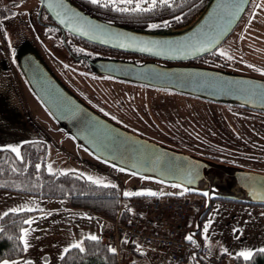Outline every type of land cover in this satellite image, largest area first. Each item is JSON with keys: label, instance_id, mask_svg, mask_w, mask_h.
Segmentation results:
<instances>
[{"label": "rangeland", "instance_id": "1", "mask_svg": "<svg viewBox=\"0 0 264 264\" xmlns=\"http://www.w3.org/2000/svg\"><path fill=\"white\" fill-rule=\"evenodd\" d=\"M38 5V0H0V150L15 147L20 156L24 144L41 143L44 151L38 165L46 173L71 172L89 182L88 178L98 180L101 183L95 185L114 186L123 196L125 192H152L168 197L201 199L180 187L113 167L77 146L29 91L10 58V48L29 40L81 99L114 123L160 145L264 173L263 112L120 80L80 75L70 70L63 76L58 68L73 65L72 61L58 38L39 25ZM212 55L213 60L225 64L223 68L228 72L264 79V0H251L234 31ZM137 197L147 200L151 196ZM59 205L62 204L58 203L56 207ZM92 221V216L85 213L65 214L58 222L42 220L39 228L49 224L52 228L48 232L55 234L61 233L58 229L65 224L79 234L84 228L89 230ZM205 225H208L207 232ZM198 239L202 245L223 253L224 264H236L237 253L252 251L254 254L264 249V206L214 200L201 220ZM151 255L154 260L145 257L141 259L142 264L158 261L166 264L157 252ZM127 258L130 261L131 258Z\"/></svg>", "mask_w": 264, "mask_h": 264}, {"label": "water", "instance_id": "2", "mask_svg": "<svg viewBox=\"0 0 264 264\" xmlns=\"http://www.w3.org/2000/svg\"><path fill=\"white\" fill-rule=\"evenodd\" d=\"M250 2L201 0L185 16L132 26L91 14L73 0H38L39 10L44 9L63 34L126 54L89 50L87 65H65L69 69L264 113L263 78L189 63L213 53L234 31ZM9 52L26 87L77 146L113 167L204 197V207L185 235L197 251L200 220L214 200L264 206L263 172L196 157L135 134L81 99L29 40ZM189 264H200L196 252L189 254Z\"/></svg>", "mask_w": 264, "mask_h": 264}, {"label": "trees", "instance_id": "3", "mask_svg": "<svg viewBox=\"0 0 264 264\" xmlns=\"http://www.w3.org/2000/svg\"><path fill=\"white\" fill-rule=\"evenodd\" d=\"M200 1L168 0L171 7L157 4L152 11L143 13L115 10L116 8L134 7L135 3L140 2V0H133L131 6L124 4L122 0H115V3L108 0H100V3L96 5L89 3V1H84V3L86 6L85 10L99 11V13H102L100 17L121 24L141 26L150 22L172 19L180 15L185 16L192 12ZM105 3L108 4L107 7L103 6ZM142 6L147 7V4ZM90 45L105 52L120 53ZM138 57L140 59L144 58L142 56ZM213 57L214 55L212 54L203 56L197 59L196 64L224 67L223 65L225 64L216 62ZM43 151L44 147L41 143L24 144L19 158L9 150H0V190L40 198L65 199L74 210L98 215L107 220L115 219L119 199L122 196L118 188L95 185L71 172L53 175L46 173L42 166L37 170L36 166L42 161ZM198 212L195 213L193 218L191 217L190 228L193 227ZM5 214L0 218V262L3 260H14L23 255L22 230L27 226L25 221L29 220L33 212L10 211ZM199 232L200 228L196 235L197 237ZM82 247L84 248L83 252L77 248H69L61 257L60 264H116V255L109 251L108 247L99 240L84 239ZM196 259L200 264H205V258L201 254L196 253ZM234 260L236 264H264V252L255 251L248 261L240 257H236Z\"/></svg>", "mask_w": 264, "mask_h": 264}, {"label": "built area", "instance_id": "4", "mask_svg": "<svg viewBox=\"0 0 264 264\" xmlns=\"http://www.w3.org/2000/svg\"><path fill=\"white\" fill-rule=\"evenodd\" d=\"M203 204L202 199H189L185 196L158 195L147 200L121 196L116 217L109 221V227L102 233L101 242L109 249H114L116 264H127L125 251L135 242L162 249L169 264H185L189 253L195 248L185 242L184 234L189 218L202 209ZM158 228H165V233ZM198 254L205 258L206 263L213 260L223 263L222 257L206 246L201 247Z\"/></svg>", "mask_w": 264, "mask_h": 264}, {"label": "crops", "instance_id": "5", "mask_svg": "<svg viewBox=\"0 0 264 264\" xmlns=\"http://www.w3.org/2000/svg\"><path fill=\"white\" fill-rule=\"evenodd\" d=\"M56 200L57 199L54 198H31L26 195H17L16 193L0 190V218L6 212L13 210L33 212L28 220L32 221V223L27 224L22 230V233H26V235L22 237V245L24 248L23 255L14 260H3L0 264H4V261H7L8 264H26V262L29 261L31 264H60V259L66 252L65 249L71 248L72 244L82 243L84 239H88V237L93 235L97 237V240L101 238L102 230H100V224L102 223V218L100 216L74 210L65 199L61 201ZM58 203L62 205L56 207ZM252 212L254 213L257 211ZM77 213H85L92 216L93 221L89 230L84 228V231L78 234L64 224L62 229H58L61 233L51 234L48 232L52 228L49 224H45V226L39 228L42 220L46 219L54 223L58 222L65 214L73 215ZM191 220L190 217L189 225L191 224ZM107 224L108 223H106L105 226H108ZM192 228L193 227L190 229ZM157 230L162 233L166 231L165 228H158ZM42 232L43 234H41ZM47 232L49 234L46 235ZM24 241L27 242L26 250ZM156 252L162 256L161 261L165 260L166 264H168L167 257L162 249H158L155 245H145L141 242H135L128 249V256L131 258L129 264H142L143 261H141V259L145 257L147 260L153 261L154 257L153 255L150 256V254H155ZM218 253L224 258L223 253ZM141 255L142 257H140ZM155 264H161V262L158 261Z\"/></svg>", "mask_w": 264, "mask_h": 264}, {"label": "flooded vegetation", "instance_id": "6", "mask_svg": "<svg viewBox=\"0 0 264 264\" xmlns=\"http://www.w3.org/2000/svg\"><path fill=\"white\" fill-rule=\"evenodd\" d=\"M73 1L81 8L86 9L84 1L86 2L89 0H73ZM88 12H90L91 14L99 15V16L102 15V13H99V11H94V10L89 11L88 10ZM36 17H37V20L40 26L46 28L52 34V36H54L55 38H58L63 48L67 51L72 61V64L75 66L81 67L82 65H87L85 61V57H90V53H88L89 50L94 51V52L103 53V54L109 53L101 49H97L96 47L91 46L89 43L84 42L76 37H73L68 33L63 34L60 28L54 24V22L48 16V14L45 12L44 9L39 10L38 8L36 11ZM110 54H113V53H110ZM113 55H125V54L118 53V54H113ZM193 63H197V60L190 62V64H193ZM58 70L63 76L69 74L68 70L74 71L64 66L63 67L60 66ZM74 73L80 74L76 71H74ZM93 105L97 106L96 104H93Z\"/></svg>", "mask_w": 264, "mask_h": 264}, {"label": "snow or ice", "instance_id": "7", "mask_svg": "<svg viewBox=\"0 0 264 264\" xmlns=\"http://www.w3.org/2000/svg\"><path fill=\"white\" fill-rule=\"evenodd\" d=\"M122 2L124 4H126V5H129V6H131L133 4V0H122ZM89 3H91L93 5H96V4L100 3V0H89ZM113 3H115V0H113ZM143 4H147V7L142 6ZM157 4L167 5L168 7H171V4H169L168 0H140V2L135 3V6L134 7H131V8H129V7L116 8L115 10L122 11V12H129V11H131L133 13H143V12L152 11L157 6ZM103 6L107 7L108 4L105 3V4H103ZM177 19H179V18H177ZM151 27H156V26L155 25H152ZM222 55H223V53H222ZM8 150H10L13 153H16L17 158H19V149L18 148L13 147V148H10ZM36 167H37V170H39V167L40 166L37 165ZM49 171H51L50 168H49ZM88 179L92 183H94V184L101 183L98 180H92L91 178H88ZM105 186H107V185H105ZM173 187H175V185H173ZM133 195H136V196H140V195L155 196L157 194L156 193H152V192H148V193H143V192H136V193L125 192L124 193V196H126V197H130V196H133ZM205 195H207V194H205ZM13 211H15V210H13ZM5 215H7V214H5ZM25 223L31 224L32 221H27L26 220ZM207 230H208V225H205L204 231L207 232ZM24 235H26V233H22V237ZM88 239H90L92 241H95V240H97V237L93 235V236L88 237ZM186 239H188L189 241H191L192 240V237L189 236V237H186ZM24 243H25V250H26V248H27V242L24 241ZM71 247L72 248H77L81 252L84 251V248L82 247V243H74V244H72ZM65 251H68V249H65ZM109 251H113L114 252V249H109ZM258 251L264 252V249H259ZM237 256L243 258L245 261H248L253 256V253H252V251H241V252L237 253ZM4 264H8V262L7 261H4ZM26 264H31V262L30 261L29 262H26Z\"/></svg>", "mask_w": 264, "mask_h": 264}]
</instances>
